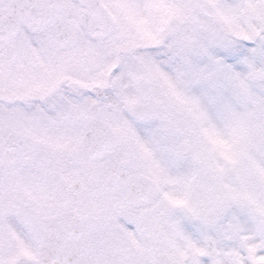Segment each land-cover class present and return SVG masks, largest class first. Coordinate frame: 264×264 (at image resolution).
<instances>
[{
    "label": "snow or ice",
    "instance_id": "snow-or-ice-1",
    "mask_svg": "<svg viewBox=\"0 0 264 264\" xmlns=\"http://www.w3.org/2000/svg\"><path fill=\"white\" fill-rule=\"evenodd\" d=\"M190 32L211 51L203 95L163 81L162 46L146 44ZM65 85L154 118L137 133L127 113L83 104L70 109L78 126L31 121L35 154L86 173L85 229L112 236L91 245L83 231L79 264H264V0H0L5 124ZM63 247L45 216L0 201V264H66Z\"/></svg>",
    "mask_w": 264,
    "mask_h": 264
},
{
    "label": "flooded vegetation",
    "instance_id": "flooded-vegetation-1",
    "mask_svg": "<svg viewBox=\"0 0 264 264\" xmlns=\"http://www.w3.org/2000/svg\"><path fill=\"white\" fill-rule=\"evenodd\" d=\"M98 108L105 109L104 106ZM43 117L53 124L62 121L58 118V115L55 119H50L47 116ZM150 120H154V118ZM1 122L5 123L3 118L0 119ZM9 125L26 134L29 133L28 145L17 156L8 159L0 158V201L7 198L8 202L15 208L40 214L46 218L61 214L66 208H71L81 217L83 205L91 191L86 173L73 167L69 173L64 174L62 171L63 166L58 162L61 157H45L35 154L32 148L34 143L33 134L30 130L28 132L16 121ZM158 125L161 127L159 123H157ZM19 159H24L25 163L31 165L24 164ZM45 159H51L52 163L46 166ZM20 164L33 166L35 170L29 174H21L17 170ZM85 231L89 234L88 243L91 245L112 239L111 234L100 232L93 223H90ZM93 234H95L94 238ZM21 238L25 239L23 236ZM25 243H28L26 239Z\"/></svg>",
    "mask_w": 264,
    "mask_h": 264
},
{
    "label": "rangeland",
    "instance_id": "rangeland-1",
    "mask_svg": "<svg viewBox=\"0 0 264 264\" xmlns=\"http://www.w3.org/2000/svg\"><path fill=\"white\" fill-rule=\"evenodd\" d=\"M171 20V17H169ZM171 34H161L158 35L156 38H146V44L148 46H153L152 44L161 42L162 43V55L163 59H157L156 56H153V63L155 66H160L157 68L159 70V74L162 79H164V75L171 79L168 83L173 84L175 81L179 78L187 87L188 89L196 95H203L207 94L209 90V85L207 84V79L210 77L212 73V66L209 60V57L211 56L210 49L206 48L203 45L196 43V36L193 35L191 32L189 33V42L187 44H180L174 39H170L169 36ZM166 37V38H165ZM167 39V40H166ZM171 40V41H170ZM159 45V47H161ZM184 51L187 56V51H192V53L188 52V58L190 59L191 63V71L190 73H187L185 75V66L188 65L189 60L185 59H178L180 58V55ZM205 54V55H204ZM140 55H145L144 53H140ZM205 56V58H204ZM115 67V65L113 66ZM119 75V74H118ZM166 78V82L168 81ZM134 81H125V88L129 92V98L134 96V92L132 89L134 88ZM70 88L69 85H67L66 88L59 89L56 93H54L52 96L44 97L43 101L44 104H47L46 109H48L51 113L55 114L61 111V114L58 116V118L65 120L66 118H69L67 114L70 116V107L71 104L74 102H78L80 104H87L90 105V101H86L85 96L81 93H76L75 95L71 94V92L68 91ZM64 91V94L67 93V97H64L61 93V91ZM101 89L97 91H101ZM74 92V90H73ZM112 94V93H111ZM13 101L15 99H21L24 103L27 102H33L31 98L24 97L23 95H20L19 97L15 94L8 95ZM70 96V99L68 97ZM117 96V93H116ZM113 99V103L119 102V100L114 97V95L111 96ZM62 98L65 99V101L62 100ZM77 99V101H76ZM32 105V103L29 105V107ZM3 107V106H1ZM65 107H68L67 109ZM60 110H59V109ZM106 110H110L108 106L105 108ZM114 109H117L123 113H127L122 105H119L118 107H115ZM8 111V110H7ZM12 111L19 113V120H22L23 127H27L29 129V125L31 121L36 118V116H39L40 114H43V108L40 104H37L36 111H29L25 108L17 107L15 109H12ZM34 112V113H33ZM2 117H0L1 119ZM70 120L74 125L78 126L77 121L70 116ZM123 118L132 125L133 128L136 129L137 133H139V129L136 128V121H139L141 123H153L152 121L146 122L148 118L144 119L143 117H138L136 113L134 112V115H124ZM153 132H157L155 129H153ZM33 134V133H32ZM22 163L31 165L30 163H25L24 159H19ZM17 170L23 174V173H31L35 170L33 166H24L20 164L17 167ZM34 175V174H33Z\"/></svg>",
    "mask_w": 264,
    "mask_h": 264
},
{
    "label": "water",
    "instance_id": "water-1",
    "mask_svg": "<svg viewBox=\"0 0 264 264\" xmlns=\"http://www.w3.org/2000/svg\"><path fill=\"white\" fill-rule=\"evenodd\" d=\"M89 135H90V133H89ZM2 139V134L0 133V140ZM0 153H2V150H0ZM65 229V227H63L62 228V230H63V235H65L66 233H67V231H65L64 230ZM50 234V236L52 237V233L50 232L49 233ZM71 232H68V234H67V237L69 238L70 236H71ZM55 237H52L53 238V240L54 241H56L57 240V238H58V236H57V233H56V229H55V235H54ZM61 240H65V238L63 237V238H61ZM61 240H59V241H61ZM79 251L80 250H78V252H75V255L78 253V255H79ZM67 255V253H64V257ZM76 259V256L74 257V260Z\"/></svg>",
    "mask_w": 264,
    "mask_h": 264
}]
</instances>
